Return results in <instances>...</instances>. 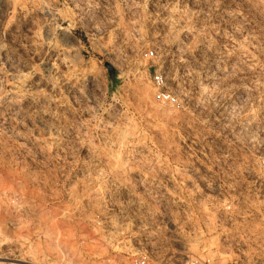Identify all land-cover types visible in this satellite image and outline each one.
Instances as JSON below:
<instances>
[{"label": "rangeland", "instance_id": "1", "mask_svg": "<svg viewBox=\"0 0 264 264\" xmlns=\"http://www.w3.org/2000/svg\"><path fill=\"white\" fill-rule=\"evenodd\" d=\"M130 252L264 264V0H0V262Z\"/></svg>", "mask_w": 264, "mask_h": 264}, {"label": "built area", "instance_id": "2", "mask_svg": "<svg viewBox=\"0 0 264 264\" xmlns=\"http://www.w3.org/2000/svg\"><path fill=\"white\" fill-rule=\"evenodd\" d=\"M148 57L150 59H154L157 57V54L154 50L148 52ZM151 82L153 85V89L155 90L154 99L156 102L163 104V105H172V106H179V99L178 97L170 90L167 86V82L164 76V73L161 69H156L151 75ZM59 238V237H58ZM58 240V239H57ZM63 253H66L63 251ZM139 252H130L128 255L129 261L133 262L139 257L140 264H146L148 261V257L142 253L139 255ZM62 264H66L69 261V258L62 257L61 259ZM209 263V261H208ZM0 264H14V263H1ZM135 264H138L135 262ZM200 264V263H197Z\"/></svg>", "mask_w": 264, "mask_h": 264}]
</instances>
